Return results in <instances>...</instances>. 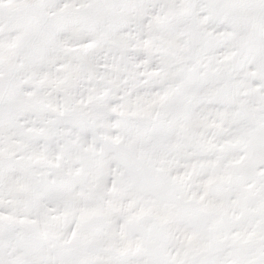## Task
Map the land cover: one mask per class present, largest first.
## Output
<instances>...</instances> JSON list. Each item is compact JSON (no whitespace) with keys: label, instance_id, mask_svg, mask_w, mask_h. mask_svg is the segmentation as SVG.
<instances>
[{"label":"snow or ice","instance_id":"snow-or-ice-1","mask_svg":"<svg viewBox=\"0 0 264 264\" xmlns=\"http://www.w3.org/2000/svg\"><path fill=\"white\" fill-rule=\"evenodd\" d=\"M0 264H264V0H0Z\"/></svg>","mask_w":264,"mask_h":264}]
</instances>
